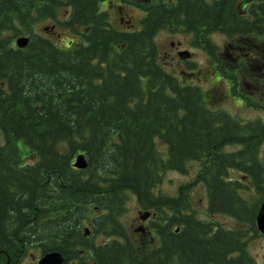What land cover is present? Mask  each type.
<instances>
[{
	"label": "trees",
	"instance_id": "obj_1",
	"mask_svg": "<svg viewBox=\"0 0 264 264\" xmlns=\"http://www.w3.org/2000/svg\"><path fill=\"white\" fill-rule=\"evenodd\" d=\"M98 1L0 0V264H34L49 252L63 264H256L241 230L201 221L190 190L203 184L208 212L251 225L264 199V128L207 107L198 86L161 67L154 39L174 26L245 29L232 0L153 7L135 32L116 29ZM255 10L264 16V3ZM47 20L79 42L60 48L34 33ZM21 36L29 38L23 49L15 46ZM78 154L85 170L72 167ZM190 161L203 163L192 183L174 197L155 192L166 172L186 173ZM230 168L254 180L256 204L225 182ZM132 198L153 215V245L138 244L122 223Z\"/></svg>",
	"mask_w": 264,
	"mask_h": 264
},
{
	"label": "rangeland",
	"instance_id": "obj_2",
	"mask_svg": "<svg viewBox=\"0 0 264 264\" xmlns=\"http://www.w3.org/2000/svg\"><path fill=\"white\" fill-rule=\"evenodd\" d=\"M123 9V12L127 13V16L133 19L132 23H136L137 19L140 17L139 11H133L127 8ZM67 12L68 9L66 7L61 8L58 11L56 20H58L59 23L64 22ZM111 18L113 25L119 28L120 21L118 16L112 13ZM122 18H124V15H122ZM59 23L51 20L42 21L34 27L33 31L38 35L52 40L54 44L60 48L78 43L79 38L77 35L68 31ZM211 40L213 41L211 43L215 46V49L210 48L213 51L208 53L206 50L193 47L190 36L183 32L181 28L174 26L172 31L164 30L155 37V42L159 51V64L166 72L178 78L181 85H187V83L190 85H197L203 91L205 103L210 109H221L232 117L243 121L264 117L263 111L251 109V106H257V109L261 110L259 106L264 102V100L260 99L262 96V88L260 87L259 93L255 94L254 92V94H250L249 90L242 85V81L246 79V75L252 72L245 66L232 64V61L224 56L226 53L225 44L227 39L215 36ZM178 42L180 43L178 49H174L170 46V43L176 46ZM223 43L225 44L223 45ZM251 45L250 49L253 47L254 52H264V37L256 41L254 40L253 45ZM177 50L189 52L193 55L192 59L183 64L182 60L176 54ZM238 95H241L239 99ZM241 99L243 100L242 104L240 103ZM2 142L3 137L0 133V145ZM156 145L160 151L163 153L166 152L165 145L160 140H157ZM258 157L260 162L264 163V145L261 146ZM202 168L203 163L190 161L186 164V173L166 172L161 183L156 187L155 192L171 197L176 196L179 188L188 183H192ZM235 177L239 178L240 175ZM242 195L244 200L248 202H255L257 199V194L255 192L246 191L243 192ZM190 200L193 212H195L201 220L212 221L223 228L231 229L237 227L239 230L243 231L244 229H248V225L236 224L232 219L224 215L205 217L203 213L206 208V192L203 184L197 183L192 187L190 190ZM252 204H256V202ZM146 212L149 211L140 209L135 199L132 198L127 204L126 212L122 217V223L128 234L132 238H135L138 244L148 245L149 242L153 245V233H151L149 229L150 221L152 220L151 213L149 212L150 214L145 221L140 220V217ZM250 215L254 217L255 213H251ZM85 228L89 227L85 226ZM140 229L142 230L140 231ZM93 241L99 244L103 241V238L95 236ZM246 251L256 264H264V239L251 240L247 245ZM30 262H32V260H25L24 264H29ZM33 263L35 264V261ZM86 264L93 263L91 260H88Z\"/></svg>",
	"mask_w": 264,
	"mask_h": 264
},
{
	"label": "flooded vegetation",
	"instance_id": "obj_3",
	"mask_svg": "<svg viewBox=\"0 0 264 264\" xmlns=\"http://www.w3.org/2000/svg\"><path fill=\"white\" fill-rule=\"evenodd\" d=\"M212 0H205L206 3H211ZM264 0H232V10L234 12V15L240 22L243 23V26L245 29H240L239 31L233 32V33H223L219 31H213L208 28H201L198 30H195L194 32H185L188 34L191 38V43L193 47L203 49L201 48V45H197L198 43H204V42H213L211 39L215 36H220L225 39H227V42L225 44V50L226 53L224 54L225 57L229 58L232 62V64H237L239 66H245L250 70L252 73H249L246 75V79L242 81L243 87H245L247 90H249L250 94L259 93L260 87L262 88V96L261 100H264V52H254L253 47L250 49V45H253L254 40H259L260 38L264 37V16L259 10H255L256 5L263 4ZM178 4V0H99L97 5L99 10L102 13H105L109 22L113 25V21L111 18L112 13L116 14L118 16V19L120 21V27L116 28L120 31L125 32H135L138 31L141 27V22L143 18L145 17L146 10L151 9L153 7H171ZM210 5V4H208ZM131 9L133 11H139L140 17L137 19L136 23H132V20L130 16H127V13L123 12L124 9ZM122 15H124V18H122ZM165 29L159 30L157 32L160 33L164 31ZM156 34V35H157ZM155 35V37H156ZM154 37V39H155ZM259 38V39H258ZM197 45V46H196ZM251 45V46H252ZM170 46L174 49H178L180 46V43L178 42L175 46L173 43H170ZM181 51H176V54ZM234 54V56H233ZM192 54H190V58L187 60H182L183 64L185 62H188L192 59ZM256 71V72H254ZM187 85H190L187 83ZM238 85V81H237ZM185 86V85H182ZM197 86V85H196ZM241 95H238V99ZM241 101V102H240ZM239 102L242 104V99ZM259 106V105H258ZM261 110L257 109V106H251V109L256 111H263L264 112V102L261 106H259ZM221 110V109H218ZM223 111V110H221ZM235 118V117H234ZM241 124L247 123V122H256L261 127L264 128V117H257L253 118L248 121L239 120ZM263 169H264V163H262ZM247 167L250 166V164L246 165ZM240 175L239 178H236L235 176ZM261 176L264 177V172L260 173ZM225 182L234 183L237 187L235 189V193L239 194L242 199L243 198V192H255L254 187V180L250 177L248 173H241L237 171L235 168H230L227 171V174H225ZM264 179V178H263ZM239 183V184H238ZM205 187V186H204ZM239 187V188H238ZM206 192V188H205ZM256 193V192H255ZM264 200V199H263ZM262 200V201H263ZM208 197L206 192V208L205 212L203 213L205 217H212L215 215H224L230 219H232L236 224L239 225H248V229L241 230L243 235V243L245 247L247 248L248 243L251 240H263L264 239V233H261L258 231L256 225H255V219L256 215L259 210V206L257 208V211L254 215L253 222L248 223H239L234 217L229 216L224 213H210L208 212ZM152 218L153 215L151 214ZM206 224H212V221L208 220H201ZM215 224V230L217 228H222L230 232L239 231V229L236 228H223L219 226L218 224ZM214 231V228H213ZM249 237V238H248Z\"/></svg>",
	"mask_w": 264,
	"mask_h": 264
},
{
	"label": "water",
	"instance_id": "obj_4",
	"mask_svg": "<svg viewBox=\"0 0 264 264\" xmlns=\"http://www.w3.org/2000/svg\"><path fill=\"white\" fill-rule=\"evenodd\" d=\"M29 43V38L25 36H21L15 40V46L19 49L25 48ZM178 56L181 60H187L190 58V53L187 51H181L178 53ZM72 167L76 170H85L87 168V161L83 154H78L73 162ZM149 212L144 213L141 217V221H145L149 216ZM255 225L259 232L264 233V200L261 202L259 206L258 213L255 219ZM142 229H140L141 231ZM85 235L88 236L89 230L85 228ZM64 257L59 252H49L44 255H40L36 258V264H63ZM6 264H9V259Z\"/></svg>",
	"mask_w": 264,
	"mask_h": 264
},
{
	"label": "bare ground",
	"instance_id": "obj_5",
	"mask_svg": "<svg viewBox=\"0 0 264 264\" xmlns=\"http://www.w3.org/2000/svg\"><path fill=\"white\" fill-rule=\"evenodd\" d=\"M225 43H223V45H224Z\"/></svg>",
	"mask_w": 264,
	"mask_h": 264
}]
</instances>
